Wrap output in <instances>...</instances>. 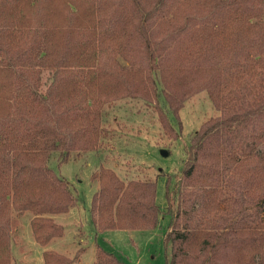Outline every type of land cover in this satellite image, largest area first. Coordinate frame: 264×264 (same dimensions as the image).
Segmentation results:
<instances>
[{
    "label": "trees",
    "instance_id": "trees-1",
    "mask_svg": "<svg viewBox=\"0 0 264 264\" xmlns=\"http://www.w3.org/2000/svg\"><path fill=\"white\" fill-rule=\"evenodd\" d=\"M202 90L219 114L189 137L165 205L156 180L102 167L93 222L155 229L167 217L165 264H264V0H0V264L13 211L33 214L42 245L64 234L52 216L77 197L50 160L99 149L105 105L138 97L178 118ZM93 264L126 263L99 246Z\"/></svg>",
    "mask_w": 264,
    "mask_h": 264
},
{
    "label": "rangeland",
    "instance_id": "rangeland-1",
    "mask_svg": "<svg viewBox=\"0 0 264 264\" xmlns=\"http://www.w3.org/2000/svg\"><path fill=\"white\" fill-rule=\"evenodd\" d=\"M218 114L205 90L184 102L178 118L170 116L162 105L138 97L105 105L103 124L107 134L100 148L66 162H60L56 155L50 160V166L69 181L77 197L74 208L52 216L64 234L42 245L32 232L33 214L13 211L17 224L11 236V264H44L45 250H56L70 258L71 264H93L99 246L116 253L126 264H165L167 217L155 229L97 231L91 202L99 180L93 175L102 167H110L126 181L156 180L157 203L164 206L166 180L183 167L189 137L203 122ZM163 117L168 121V130L163 126Z\"/></svg>",
    "mask_w": 264,
    "mask_h": 264
},
{
    "label": "water",
    "instance_id": "water-1",
    "mask_svg": "<svg viewBox=\"0 0 264 264\" xmlns=\"http://www.w3.org/2000/svg\"><path fill=\"white\" fill-rule=\"evenodd\" d=\"M162 153H163L164 155H166V154H167V151H166V150H162Z\"/></svg>",
    "mask_w": 264,
    "mask_h": 264
}]
</instances>
